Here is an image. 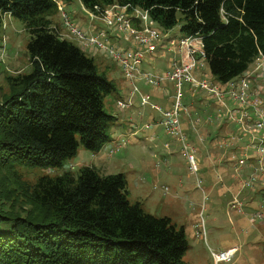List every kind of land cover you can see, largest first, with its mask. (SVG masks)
<instances>
[{"label":"trees","instance_id":"16d2710c","mask_svg":"<svg viewBox=\"0 0 264 264\" xmlns=\"http://www.w3.org/2000/svg\"><path fill=\"white\" fill-rule=\"evenodd\" d=\"M68 2L70 0H63ZM90 10L117 3L146 10L163 30L201 38L210 74L224 83L264 56V0H79ZM57 0H0L29 33L27 73L10 77L0 100V264H186L184 229L127 199L123 173L83 166L29 183L18 168L61 169L81 145L111 141L116 90L93 58L62 38Z\"/></svg>","mask_w":264,"mask_h":264},{"label":"rangeland","instance_id":"374dc122","mask_svg":"<svg viewBox=\"0 0 264 264\" xmlns=\"http://www.w3.org/2000/svg\"><path fill=\"white\" fill-rule=\"evenodd\" d=\"M63 12L75 19L86 30L94 31L92 23L100 29H105L97 20L90 19L79 0L64 1ZM62 19V12L59 11L52 17L53 24H58L57 26L60 27ZM155 26L162 29L158 24ZM174 30L178 32V27ZM29 37L23 21L8 14L4 16L3 26L0 30V100L2 94H8L11 90L9 78L30 70L26 49ZM73 43L78 44L75 40ZM84 53L93 58L97 72L105 73L116 86V90L104 98L105 112L115 116L114 114L119 112L116 100L127 98L133 86L124 78L123 72L114 58L106 57L101 52L94 55L87 51ZM142 83L148 88H158L146 84L143 79H136L134 86L137 91L132 96L133 100L141 98L139 90ZM126 92V97L122 98ZM182 94L183 103L189 108L191 117L185 123L190 129L195 145L197 141L194 130L201 129L204 133L202 134L204 143H199V146L197 144L202 155L194 152L199 167L198 172L190 169L188 160L182 154L179 144L172 136L165 134L162 128L156 130L159 144L154 149V155L145 156L144 163L138 161L143 154L142 151L137 146H131L127 142L128 135L124 133L117 140L107 143L99 152L94 153V156L80 145L76 154L66 161V164L69 165L68 168L64 166L61 169L47 170L20 167L18 172L29 183H33L37 177L46 173L56 175L64 170H69L74 176H77L81 167L89 166L97 161L96 158L100 157L107 163L105 171L97 168L102 174H124L127 180V199L131 204L138 203L146 213L155 217H168L177 229H184L188 242V249L183 256V261L186 264H215L213 254L225 249H234V253L230 262L222 264H264V222L251 216L250 206H255L256 202L248 203L250 206H243L242 214H238L236 210L229 207L234 200L243 199L241 196L242 184L238 182L237 185L233 181L235 171L232 172L230 169V164L233 162L230 159H232L233 153L229 149L235 143H229L226 139L228 137L226 131L232 128H229L225 120L222 125L226 126V130L220 125L222 119L216 108L210 105L206 96L200 94L192 96L186 84L182 86ZM146 95L152 101L150 94L146 93ZM227 104L231 105L232 102L227 101ZM115 120L116 118L111 127V140L124 127L115 125L114 128ZM132 123L137 124L136 122ZM137 125L139 126V124ZM190 125H192L191 128ZM126 129L128 130V128ZM130 130L131 132L134 130L132 125H130ZM138 137L137 140H139ZM140 141L146 145V152L156 142L146 141L144 138ZM115 145L120 147L110 151L109 148ZM165 145L169 147L167 148ZM164 156L168 157L169 161H164ZM204 168L208 169V174L205 173L207 171ZM218 176L221 177V180ZM226 185L231 186V191ZM239 191L242 192L239 193ZM262 204L264 205V202ZM261 211L264 212L263 209ZM202 219L205 235L200 234L199 237L197 232L202 231Z\"/></svg>","mask_w":264,"mask_h":264},{"label":"built area","instance_id":"2783aa9c","mask_svg":"<svg viewBox=\"0 0 264 264\" xmlns=\"http://www.w3.org/2000/svg\"><path fill=\"white\" fill-rule=\"evenodd\" d=\"M82 5V4H81ZM59 11L62 12L61 26L54 25L57 33L76 44L84 52L91 55L101 52L109 58H114L120 66L124 78L133 86L131 93L124 99H117L116 103L120 110L132 105L133 94L137 91L134 86L136 79H143L146 84L159 86L161 80H166L174 86V97L169 107H161L152 103L146 93H141L138 101L137 113L143 116L144 108L149 105L160 114L158 123L162 126L165 134L172 136L180 143V150L186 157L192 171L198 172V163L194 155V148L190 146L187 135L181 126L182 114H189V108L183 103L182 86L186 84L188 91L193 96L200 94L206 96L207 100L217 106L222 121L232 122L237 125L241 133L239 136L232 134L226 138L229 143L243 141L246 148H250L255 156L257 166L254 171L241 181L243 188H253V184L259 181L264 186V56L257 55L249 68L233 79L221 83L210 74L205 51L201 38L197 35L176 34L166 40L163 47L164 52H178L177 59L172 58L170 67L161 72H146L141 70L143 62L149 56H155L157 49L165 37V31L155 26L148 12L139 7L119 5L113 3L108 6H94L93 10L82 8L87 11L91 20L102 22L105 29H98L92 23V30L84 29L75 19L63 12V4L57 0ZM109 31L117 32L119 38L125 45L114 44L110 40ZM227 101L232 104L228 105ZM152 124L147 123L143 128L149 129ZM133 133L139 126L132 123ZM168 148V145H165ZM120 146L109 148L110 151L117 150ZM248 161L244 155L236 160L235 164L243 165ZM244 204L241 200H234L229 207L236 210L238 214L243 213ZM264 213L256 212L252 218H258L264 222ZM200 237L205 235L204 221L201 222ZM234 249H225L213 254L215 264L228 263L231 261Z\"/></svg>","mask_w":264,"mask_h":264},{"label":"crops","instance_id":"0c3cea01","mask_svg":"<svg viewBox=\"0 0 264 264\" xmlns=\"http://www.w3.org/2000/svg\"><path fill=\"white\" fill-rule=\"evenodd\" d=\"M59 2H62V4H64L63 0H59ZM98 22L100 24H102L100 21H98ZM97 28L100 29L98 26H97ZM174 29L175 28H172L170 30H164L166 32L165 33L166 36L163 37V40L160 44V47H158V49H157V54L155 56H149L147 58V61L142 63V65H141L142 71H146V72L161 71V72H163L170 67V63H171L172 58L177 59L178 52H174V51L173 52H164L163 51V47L166 44V40L171 36L175 37L176 34H180L179 31L176 32ZM117 36H118L117 32L109 31L110 40L113 41L114 44L125 45V43L122 42L121 39L116 38ZM140 88H141L140 89L141 92L150 94L151 99H152V101H151L152 103H156V104H158L164 108L170 106V104L173 100V97H174V93H175L173 84L164 80V79L160 81L157 89L153 88V87L148 88L143 83H142V86ZM145 88H147V89H145ZM126 95H127V92L124 95H122L123 96L122 98L126 97ZM138 101H139L138 99L132 100V105L130 107H128L124 110L119 109L118 110L119 112H116V114H114L116 116V120H115L116 122L114 123V128H115V125H116V127L118 125H121L124 127H123L122 131L111 141L117 140L118 138H120L121 135H123L125 133V135H128V137H129L127 139V142H129L131 146L139 147L140 150L142 151L143 154L138 161H140V163H144L145 162V156H153L154 151H155L154 149L156 147H158L157 146L159 144L157 141L158 134H157L156 130L158 128L161 129L162 126L158 123V121L160 120V114L157 113L156 111H154L149 105H147L144 108L143 116L138 115V113H137ZM183 101H184V98H183ZM209 103H210V105H213L217 109V106L214 103H212V102H209ZM189 112H190V110H189ZM188 118H191L190 113L189 114H184V113L182 114L181 126L183 128V131L187 135L188 143L190 144L191 147L194 148L195 153L196 154L200 153L202 155L201 149L198 146H199V143H204V138L202 137V134H204V133L201 129H198L197 131L194 130V132H196V141H197V143L195 145V143L192 141V138H191L190 129L186 126V123H185ZM132 122H136L137 124H139V128L137 129L136 133H133L130 130V125H132ZM145 123H151L152 124L151 128H149V129L143 128V125ZM222 123H223V121L221 120L220 125L223 127ZM226 124L229 126V128L230 127L232 128L229 131H226L227 135L232 134L235 136L236 135L239 136L241 131L238 130L237 125L235 123L226 122ZM191 127H192V125H190V128ZM126 128H128L129 132ZM223 128L226 130V126ZM137 137L139 140L136 139ZM143 138L146 141H148V140H153V142L156 141L152 145V147H149V150L147 152H146V148H145L146 145H144L143 142L140 141ZM241 140H243V141H234L235 144L233 146H230L231 149H229L231 151V153H233L232 159H230L233 161L230 164L231 165L230 169L232 170V172L235 171V174L234 173H232V174H234L233 175V181H235L237 183V185H238V182L241 183L242 180H245L254 171L255 167L257 166V162L255 160V156H254L253 151L250 148L245 147V145H244L245 138H241ZM176 142L180 146V143L177 140H176ZM148 143H151V142H148ZM197 144H198V146H197ZM244 155H246L248 157V161L243 165L235 164L236 160H238L239 158H242ZM92 156H94V154H92ZM95 156H97V155H95ZM235 158H237V159H235ZM96 159H97V161L90 164V166H94L96 169L98 168L100 170L105 171V169L107 168L106 167L107 163L104 162L100 157L96 158ZM164 161H169L168 157L164 156ZM64 166L66 168L69 167L68 164H65ZM204 170L207 171L208 169L204 168ZM198 171H199V167H198ZM205 173L208 174V171ZM103 174H106V173H103ZM218 178H219V180H221L220 176H218ZM226 187H228L229 190L231 191V186L226 185ZM233 191H235V190H233ZM242 191H239V193L242 192L241 196L243 197V199L241 200V202L244 204V207L247 205L250 206V204H248V203L256 202L255 206H250L252 209L251 216L256 212H259V211L263 212V211H261V209L264 210V205L262 204L264 202V186H262V184L259 181H256L253 184V188H243Z\"/></svg>","mask_w":264,"mask_h":264}]
</instances>
